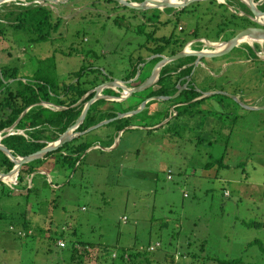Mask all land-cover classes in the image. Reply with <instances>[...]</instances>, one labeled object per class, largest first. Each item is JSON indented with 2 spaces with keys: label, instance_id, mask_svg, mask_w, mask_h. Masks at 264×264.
<instances>
[{
  "label": "rangeland",
  "instance_id": "rangeland-1",
  "mask_svg": "<svg viewBox=\"0 0 264 264\" xmlns=\"http://www.w3.org/2000/svg\"><path fill=\"white\" fill-rule=\"evenodd\" d=\"M141 1L128 0L133 4ZM224 1L226 8L215 1H198L158 13L157 9L133 10L105 0H47L40 5L52 9L63 23L49 41L41 43H30L15 34L3 20L8 11L37 3L7 2L0 5V21L7 23L0 26V69L14 67L20 75L29 76L40 60L51 57L59 78L84 66L99 69L108 81H122L137 62L133 59L138 56L137 49L146 43L151 31L143 23L147 19L154 23V37L173 31L183 34L179 35L182 38L187 36V30H200V37L217 45L236 35L240 28L254 24L255 17L241 6V0L220 2ZM181 2L184 0L176 3ZM263 4L264 0H260L257 9H264ZM156 14L157 22L152 18ZM174 15V19L162 24ZM223 19L228 23L229 34L218 42L215 28ZM256 21L264 24V17ZM178 25L182 28L179 32ZM138 29H143L144 34H138ZM188 40L187 36L183 43ZM71 47L78 53H73ZM200 47L197 44L192 48ZM235 52L234 49L224 57ZM154 62L138 67V82L149 77ZM210 62L214 66L216 60H202L196 76ZM214 69L215 74L219 73L218 68ZM263 69L262 65L252 68L251 64L225 68L228 79L241 82L235 90L256 92L242 98V105L212 96L196 105L176 107V113L202 110L201 118L206 116L204 129H195L199 118L185 122L170 110L168 124L162 122L156 131H135L150 129L142 122L134 131H127L119 140L118 150L127 142L130 153L122 158L112 155L100 159L91 170L87 160L82 161L70 177L65 168L54 171L52 162L44 163L41 168L50 177L65 176L58 187H52L44 174L34 176L25 190L11 182H0V264H123L124 253H140L137 260L126 264H175L171 261L174 254L180 255V264H220L222 260L264 264V228L245 226L264 223V76L258 74ZM207 77L211 80L205 84L206 90L224 85L226 93L235 92L222 83L221 75ZM135 101L132 95L123 105L129 108ZM243 106L263 109L251 111ZM168 107L167 101H157L136 116L139 120L148 110L160 113ZM160 120L158 115L155 121ZM33 186L34 191L27 193ZM23 214L29 219L32 232L18 237L9 227L20 225ZM36 226L45 232H39ZM61 239L66 248L56 246ZM156 243L160 247L154 252L144 251ZM73 245L78 252L75 255L71 252ZM89 245L95 253L86 252Z\"/></svg>",
  "mask_w": 264,
  "mask_h": 264
},
{
  "label": "trees",
  "instance_id": "trees-1",
  "mask_svg": "<svg viewBox=\"0 0 264 264\" xmlns=\"http://www.w3.org/2000/svg\"><path fill=\"white\" fill-rule=\"evenodd\" d=\"M105 1L107 3H115L111 0ZM252 1L257 3L260 0ZM219 6L226 8L225 5L222 4ZM241 6L246 9L245 5L241 4ZM17 9L19 10L8 11L4 15L3 20L8 23L7 26H10L9 28H12L15 34L22 35L24 39L30 43L49 41L51 39V35L57 32L61 27L60 24L63 23V19L55 15L52 9L44 7L40 4L20 6ZM260 11L264 12V9H260ZM157 12L159 13V10H157ZM232 17H234V15ZM152 18H155V21H157L159 16L156 14L153 15ZM224 20L225 19L220 21L221 23L219 26H227L228 23L223 22ZM7 23L0 21V26H6ZM250 25L254 24L250 23ZM1 32L2 28L0 27V33ZM137 33H143V29H138ZM149 38L151 37L149 36ZM183 46L184 44L181 43L179 48L175 50L173 54L180 52ZM244 46L248 47L247 45ZM254 48L259 49V46L256 45ZM70 50L72 52L75 51L78 53V50L74 49L73 47H71ZM151 53H158V51L154 49L151 51ZM193 59V57H188L166 65V67L162 69L158 84L153 88L144 91L145 93L142 92L143 94H134L133 97L135 96L136 101L132 103L129 108L124 107L123 102L118 103L99 100L93 103L89 107L83 123L77 128L75 132L82 133L90 127H93L103 121L114 119L117 114H124L136 110L138 106L149 97L175 95L177 92V79L174 81L170 80L168 74L171 71L177 70L179 73L178 78L189 77L191 75L192 68L181 70V67ZM142 62L144 61L138 59V61L133 64L131 70L128 71L129 73L123 78L122 81L133 80L139 72L140 69H138V67ZM139 78L132 83V87L140 85L141 82H138ZM107 81V76H103V73L100 72L99 69L84 66H82L78 71L68 73L66 78H59L56 74L54 59L51 57L40 60L37 69L33 71L32 75L29 76L20 75L19 70L14 67L5 66L1 68L0 137L2 140L0 143L6 149H8L15 158L26 157L40 151L41 149L45 148L48 143L55 142L62 134L66 132L67 129L75 124L82 113L84 102L92 98L93 93L89 94L87 98L84 99L85 101L77 105L81 101L80 99H82L90 91H93L98 85ZM102 94L106 96L119 97V94L111 89H105ZM197 96L199 95L195 91L189 92L188 90H185L181 92V94L176 98L169 101L166 100L167 104L169 105L166 111H161L159 113L154 110H148V112L144 115L145 117H142L139 120V115H135L110 122L109 124L105 125V127L111 128L113 130V134L111 136H107V143L100 137H92L91 134H94V131H92L93 133L90 132L91 134L87 133L82 136H78L72 141L64 144L56 151L47 154L43 159L21 166L18 176H16L17 179L14 187L19 186L21 190H25L26 187H28L30 176L32 177L33 181L34 176L38 175V172L44 171L47 174L48 172L46 169L41 168V166L47 162H52V168L54 171L65 168L69 172L67 177H70L69 175L77 172L79 169L78 163H81L85 153L94 145L102 143L106 144L104 145L105 147H110L113 143L114 136H116L119 132L124 131L128 127L139 126L140 122H142L143 126L145 127L153 128L168 119L170 117L169 111L173 109L175 112L178 105H180V107L190 106L202 103L204 101V99H202L193 102ZM214 97L220 99L225 98L221 95H215ZM43 103L47 106H43ZM153 103H157V101H151L147 103L146 106ZM221 103L222 101L220 100L219 104L221 105ZM27 109L29 110L17 123L12 134L6 136V134L2 133L4 130L10 128ZM207 112H211L212 114V111L210 110H207ZM158 115L161 116V120L155 121ZM201 115H203L202 110L188 113L186 109H184L182 113L178 111L175 117L178 118L182 116L184 119L188 120H192L197 117L200 120L195 129L201 130L204 128V122L206 120V116H202L204 120L203 121ZM13 169L14 164L2 152H0V175H3V178L12 180L14 175L9 174L13 171ZM34 189V186L31 187L30 190H27V193H31V191H34ZM0 217H2L1 214ZM10 226L14 227L15 229H17V226L22 227L20 230H23L26 236H29V232H32L31 223L25 214L22 215V222L20 225L15 224L16 227L14 225ZM245 226L249 228H264V223L251 222L249 224L246 223ZM36 229L39 232H45L44 229ZM86 249V252L92 254L95 253L91 252L94 248L90 245ZM76 251V247L73 245L71 252L75 255L78 253ZM137 256H140V253H128L129 260L127 262H133ZM171 261L174 263L173 257L171 258ZM123 262L126 261L123 260ZM238 262L239 260L219 261L220 264H236Z\"/></svg>",
  "mask_w": 264,
  "mask_h": 264
},
{
  "label": "water",
  "instance_id": "water-1",
  "mask_svg": "<svg viewBox=\"0 0 264 264\" xmlns=\"http://www.w3.org/2000/svg\"><path fill=\"white\" fill-rule=\"evenodd\" d=\"M11 1H21V2H30V3L41 4L42 2H45L47 0H0V5L7 3V2H11ZM111 1L116 2V3H120L126 7L132 8L133 10H143V11L150 10V9L163 10V9L183 8L190 3L198 2V1H207V2L215 1L218 3L225 4L224 2H220V0H184V2H181L179 4L170 3V2H168V0H157V1H162V2H157V1L151 2L152 5L148 6L147 2L148 3L150 2L148 0H142L140 2V4H133V3H130L128 1L122 2L120 0H111ZM241 1L251 11L253 16L255 17L253 19V23L257 27L246 28V29L238 32L229 41L219 44V45H223L222 49H217L218 48L216 46L217 44H212V43L208 42L207 40H205L204 42L207 44L208 47H210L209 51H206V50L202 51L201 50V51H196V52H186V49H183L181 52H179L173 56H170V57L160 56L161 60L153 67L152 73L148 77V79L143 84H140L136 87L129 88L128 85L132 84V82L136 81L139 78L140 72L137 73L136 77L133 80H129L126 82L118 81V80H111V81H107V82H104V83L98 85L93 91H90L82 99H80L81 101L77 104V105L81 104V102L85 101L84 99H86L89 94L93 93L92 98H90V99H88V101L84 102L82 113L79 116V118L77 119V121L75 122V124L73 126H71L69 129H67L66 132L64 134H62L55 142L48 143V145L45 148L41 149L40 151H38L34 154H31L29 156L22 157V158H15V157H13L11 152L8 149H6L0 143V152H2L14 164V169L9 174V175L13 174L15 177L13 184L16 183V179H17L16 176H18V172H19V169L21 166L28 164L30 162H33V161L41 160L47 154L56 151L57 149L62 147L64 144L72 141L73 139L77 138L78 136H82V135L87 134L91 131L97 130L100 127L105 126L114 120H120L123 118L135 116V115L139 114L145 108L146 104L151 102V101H166V100L169 101L171 99H174L180 95L183 88L178 87L176 94L173 96H157V97L148 98L145 101H143L138 106V108L136 110H133V111H130V112H127L124 114H117V116L112 120L103 121V122H101V123H99L93 127H90L89 129H87L86 131H84L82 133H76L75 131L83 123L85 116H86V113H87L89 107L93 103H95L99 100L122 103L125 100H127V98H129L130 96H132L134 94L142 93V92L152 88L158 82L159 73L162 70V68L164 66L166 67L167 64L178 61L180 59H185L188 57L195 58L196 60L193 63L194 68H195L198 64H200V60H202V59H218V58L225 56L231 50L238 47V45L243 44L244 42H241V41L244 38H247L248 40L253 41V43H255V44H261V45L264 44V24L259 22V21H256V18L264 17V12L257 9L258 2L254 3L252 0H245L247 2H245L243 0H241ZM105 89H111V90L115 91L116 93L118 90H120L122 93L119 94V97L106 96V95L102 94V92ZM206 95L207 96L208 95H221V96H224L226 98L233 100L238 105H242L240 100H238L236 97H234L228 93L217 91V92L207 93ZM195 101L196 100H194L193 102H195ZM43 106H47V105L43 103ZM243 107L246 108L247 110H251V111L263 109V108H254V107H246V106H243ZM29 109H27L25 112H23L21 114L20 118L13 125L10 128L4 130L2 133L6 134V136L12 134V132H14V128L16 127L17 123L22 119L24 114ZM168 119H170V117ZM168 119H166L165 122L164 121L163 122L166 124L167 122H169ZM130 128L131 127H128L126 129H130ZM121 132H119V133H121ZM19 134H23V133H19ZM0 136H1V133H0ZM119 136H120V134H119ZM1 140H2V138L0 137V141ZM115 146H113L112 148H114ZM99 148L104 150V148H102V147H99ZM3 177H4L3 175H0V181L4 183L5 181L2 180ZM31 178L32 177L30 176L29 181H31Z\"/></svg>",
  "mask_w": 264,
  "mask_h": 264
},
{
  "label": "flooded vegetation",
  "instance_id": "flooded-vegetation-1",
  "mask_svg": "<svg viewBox=\"0 0 264 264\" xmlns=\"http://www.w3.org/2000/svg\"><path fill=\"white\" fill-rule=\"evenodd\" d=\"M225 6H227V5H225ZM175 17H176V15H174L173 17L166 18L165 22H162V24H167L168 21L174 19ZM149 20L150 19H147V21H144L143 23L146 24L148 27H150L151 31H150V33L148 32V34H147L146 43L142 44L141 46H139V49H138L139 53L140 54L142 53V55H139V59L144 61V62L140 63V65H139L140 69L141 68H145L147 64H149V63H151L153 61H155L154 62V66H155L161 60L160 56H164L163 55L164 52H167L169 54L168 56H165V57H170V56H173V55L179 53V52H177V53L173 54V52L179 48V45L181 43L184 44V46H183L184 48L187 47L186 48V52H196V51H201V50L205 51L206 49H210V47H208L207 44L204 42L206 39L199 36L200 30H199V32H198V30H195V31H192V32H189L187 30V32L185 34H187L189 40L185 41L183 43L184 39L187 36L186 37L184 36V37L180 38L179 35H183V34H181L179 32V31L182 30L181 26H179V25L177 26L176 30L180 34L179 33H175V32L172 31L167 36L164 35V36H160V37H154V36H152V33L154 34V31H155V29H152V25H154V23H150L151 21H149ZM157 21H159V18L157 19ZM157 21H155V22H157ZM219 25H220V23L217 24V26L215 28V31H217V39H220V38L223 39V38H225V36L227 34H229V32H228V30H226L227 26H222L221 27ZM205 27L207 29L208 26H205ZM252 27H257V26L256 25L255 26L251 25L250 27H246V28H252ZM246 28H240V31H242L243 29H246ZM231 31L233 32V29H231ZM232 32H230V34ZM142 34H144V30H143V33H141V35ZM234 35H235V33L233 34V36ZM149 36L151 38H149ZM233 36H231L230 38L226 39L224 42L229 41L230 39L233 38ZM207 41H208V39H207ZM197 44L202 45L201 47H205V49H203V48H199L198 50L193 49L192 47L196 46ZM243 45H247L248 46V44H243ZM237 48L238 47L234 48L236 50V52L233 53L230 57H221V58L215 59L216 62L214 63V66H212V64H211L212 62L209 63V65H206L205 67L203 66L202 72H200L198 76H196L195 71H196V69L198 67H200V64H201L202 60H206V59L200 60V64H198L195 68H194V65H193L194 61L196 60L195 58L192 61H190L189 63H186L183 67H181V70H184L186 68H192L193 72H191V75L189 77L178 78V74L179 73H178L177 70L176 71H171L168 74L169 75L168 77L172 81L177 79L176 89L178 87H182L183 89H182L181 92H183L185 90H188L189 92L195 91L199 96H197L196 99H194V100L198 101V100L207 99V98H210L212 96H215V95H208L207 96L206 95L207 93L217 92V91L226 93V91H225L226 87L224 85H219V86L215 85V87L217 89L206 90L207 86L205 84H208V80H211V79H208L207 74L208 75L212 74L213 76L221 75V77H223L222 83L225 84V85H229L230 87H227V88L233 89L235 91L234 93L231 94L232 96L236 97L240 101L242 100V98L243 99H247V98H249L248 95L251 94V95L254 96L256 94V92L249 93L248 91L240 92L239 91L240 89L235 90L236 87H239V86H235V85L237 83H241V82H234V80L228 79L227 75L225 73L226 72L225 68L230 67V66H236V67H241V66H246V65L249 66L250 64L252 65V68H255V67L257 68L260 65L264 66V57H262V55H264V47L261 48V49L260 48L256 49V48H253V47L251 48L249 46L248 47L241 46V48H238V49ZM154 49H156V51H158V53H151V51L154 50ZM234 49L231 50L230 53H232L234 51ZM151 55H153V56L150 57ZM136 61H138V59ZM223 61H224V63H223ZM214 68H218L219 69V73L215 74V72H214L215 69ZM222 70H224V71H222ZM161 72H162V70L159 73L158 82L160 81ZM151 73H152V71L150 72V75H151ZM241 74H244V72L242 71ZM258 74L261 75L262 78H263L264 69L262 71L258 72ZM228 76H229V73H228ZM253 76H254V78H256L255 72H253ZM192 77H194L193 80H192ZM146 80L142 81L140 84H143ZM126 81H124V82H126ZM158 82L154 86H156L158 84ZM214 82L215 81H212V84ZM128 86H131V84L128 85ZM243 87L244 88H248L247 86H243ZM149 98H151V97H149Z\"/></svg>",
  "mask_w": 264,
  "mask_h": 264
},
{
  "label": "crops",
  "instance_id": "crops-1",
  "mask_svg": "<svg viewBox=\"0 0 264 264\" xmlns=\"http://www.w3.org/2000/svg\"><path fill=\"white\" fill-rule=\"evenodd\" d=\"M224 3H225V1H224ZM216 4L217 5H220V4H222V5H226V4H223V3H218V2H216ZM218 40H223L222 38H220V39H217V40H215V41H218ZM214 41V40H213ZM225 41V40H224ZM219 42V41H218ZM200 45V44H199ZM197 46V45H196ZM202 46V45H201ZM204 46V45H203ZM242 46V45H241ZM249 47H254V46H252V45H248ZM264 46H262L261 48H263ZM187 48V47H186ZM186 48H182V50L183 49H186ZM200 48H203V49H205V47H200ZM260 48V49H261ZM139 49V48H138ZM137 49V50H138ZM190 49V48H189ZM193 49H196V50H198L197 48H193ZM238 49V48H237ZM139 55H141L139 52H138V56L137 57H135V58H133V59H135V61L137 60V58L139 57ZM224 57V56H223ZM189 63V62H188ZM211 63V62H210ZM223 63H224V61H223ZM205 66H206V64H205ZM209 67V66H208ZM217 69V68H216ZM222 71H224V70H222ZM215 72V71H214ZM216 73V72H215ZM126 101V100H125ZM124 101V102H125ZM123 102V103H124ZM172 111H173V109H172ZM174 116H175V114H174ZM185 122H189L190 120H188V119H183ZM103 127V126H102ZM105 127V126H104ZM205 127V126H204ZM101 128V127H100ZM134 129H135V126H131V128L130 129H125L124 131H122L121 133H118L116 136H114V140H113V143H112V145L110 146V147H105L104 145H106V144H102V143H100V144H97V145H94L92 148H90L86 153H85V155H84V157H83V159L81 160V163H82V161H86V163H87V165L89 166V168H90V170L91 169H93V168H95L96 166H97V164H99V162H100V159H105V158H108V157H111L112 155H115V157H119V158H122L125 154H128V153H130V146L129 145H127V142L125 143V145L121 148V150H118V146H119V144H120V141L119 140H122V137L125 135V133L127 132V131H134ZM156 126L155 127H153V128H150V129H148V130H145V129H142V130H135V131H145V132H150V131H156ZM204 129V128H203ZM90 133V132H89ZM91 133H93L92 131H91ZM90 133V134H91ZM113 134V130L111 129V128H107V127H105V128H101L100 130L99 129H97V130H94V134H91V136L92 137H100V138H102V140H104L106 143L108 142L107 141V139H108V137L107 136H111ZM119 134H120V136H119ZM143 134V133H142ZM119 138V139H118ZM130 139V138H129ZM131 140V139H130ZM118 142V143H117ZM131 142V141H130ZM116 145V146H115ZM113 146H115L114 148H112ZM99 147H102V148H104V150L103 149H101V148H99ZM112 148V149H111ZM81 163L79 162L78 164H79V166L81 165ZM45 174L44 176L45 177H47L48 178V181H49V183H50V185L53 187V186H55V187H58L62 182H63V180L65 179L64 177L65 176H63V175H56V176H54L55 178H52V177H50V175H47L44 171H40V172H38L37 174L38 175H42V174ZM53 180H55V182L56 183H54L53 182ZM31 181H32V178H31ZM30 181V182H31ZM28 183H29V181H28ZM228 197V196H227ZM35 228H37V226L35 227ZM41 229H43V228H41ZM46 229H48V228H46ZM64 232V231H63ZM33 234V233H32ZM40 236V235H39ZM32 237H35V236H32ZM62 240V239H61ZM56 246H57V243H56ZM58 247V246H57ZM76 247V246H75ZM61 249V248H60ZM174 256V255H173ZM138 258H136L135 260H137ZM134 260V261H135ZM133 261V262H134ZM133 262H131V263H133ZM123 264H126V262H123ZM175 264H180L179 262H176Z\"/></svg>",
  "mask_w": 264,
  "mask_h": 264
},
{
  "label": "built area",
  "instance_id": "built-area-1",
  "mask_svg": "<svg viewBox=\"0 0 264 264\" xmlns=\"http://www.w3.org/2000/svg\"><path fill=\"white\" fill-rule=\"evenodd\" d=\"M169 177V176H168ZM169 179H170V177H169ZM13 185H15V184H13ZM224 196L225 197H227L228 196V193L227 192H225L224 193ZM9 230L12 232V233H14L16 236H18V237H22V236H24L25 235V233L23 232V231H21V230H18V229H15L14 227H12V226H10L9 227ZM29 234H31V232H29ZM57 246L59 247V248H66V242H64L63 240H59V241H57ZM160 247V245L158 244V243H156L154 246H148V247H146V249L144 250V251H146V252H150V253H152V252H154V250L155 249H157V248H159ZM142 251V250H141ZM179 257H180V255H178V254H174V262L176 263V262H179ZM112 258L113 259H116L117 258V255L116 254H113L112 255ZM122 259L124 260V261H128L129 260V257H128V253H124L123 254V256H122Z\"/></svg>",
  "mask_w": 264,
  "mask_h": 264
},
{
  "label": "bare ground",
  "instance_id": "bare-ground-1",
  "mask_svg": "<svg viewBox=\"0 0 264 264\" xmlns=\"http://www.w3.org/2000/svg\"><path fill=\"white\" fill-rule=\"evenodd\" d=\"M120 1H122V2H125V1H128V0H120ZM148 1H150V5H152L151 4V2H156L157 0H148ZM221 1V0H220ZM157 2H162V1H157ZM168 2H170V3H173V4H175L176 2H178V0H168ZM247 2V1H246ZM177 4V3H176ZM149 5V6H150ZM241 42H244V43H253V41H250V40H248L247 38H244V39H242V41ZM218 48L217 49H222L223 48V45H216ZM15 178V177H14ZM12 179V180H9V179H6V178H3L2 180L3 181H5V182H11V183H13V181L15 180V179Z\"/></svg>",
  "mask_w": 264,
  "mask_h": 264
}]
</instances>
